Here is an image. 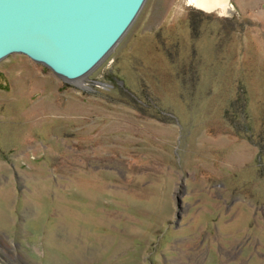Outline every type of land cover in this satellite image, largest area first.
<instances>
[{"label":"rangeland","instance_id":"1","mask_svg":"<svg viewBox=\"0 0 264 264\" xmlns=\"http://www.w3.org/2000/svg\"><path fill=\"white\" fill-rule=\"evenodd\" d=\"M228 5L145 0L74 80L0 59V264H264V0Z\"/></svg>","mask_w":264,"mask_h":264},{"label":"water","instance_id":"2","mask_svg":"<svg viewBox=\"0 0 264 264\" xmlns=\"http://www.w3.org/2000/svg\"><path fill=\"white\" fill-rule=\"evenodd\" d=\"M145 0H0V59L22 53L64 79L85 76Z\"/></svg>","mask_w":264,"mask_h":264},{"label":"bare ground","instance_id":"3","mask_svg":"<svg viewBox=\"0 0 264 264\" xmlns=\"http://www.w3.org/2000/svg\"><path fill=\"white\" fill-rule=\"evenodd\" d=\"M190 3L196 4L205 11L220 10L222 12H226L230 8L228 0H190ZM76 83L82 85V81L80 80H76Z\"/></svg>","mask_w":264,"mask_h":264}]
</instances>
